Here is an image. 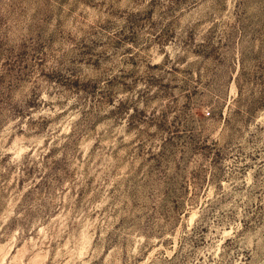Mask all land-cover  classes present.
Instances as JSON below:
<instances>
[{"label": "rangeland", "instance_id": "1", "mask_svg": "<svg viewBox=\"0 0 264 264\" xmlns=\"http://www.w3.org/2000/svg\"><path fill=\"white\" fill-rule=\"evenodd\" d=\"M0 264H264V0H0Z\"/></svg>", "mask_w": 264, "mask_h": 264}]
</instances>
